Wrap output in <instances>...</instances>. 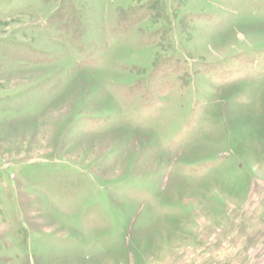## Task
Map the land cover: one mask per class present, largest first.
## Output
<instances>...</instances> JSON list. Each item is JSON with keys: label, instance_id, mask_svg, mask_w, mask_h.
Masks as SVG:
<instances>
[{"label": "rangeland", "instance_id": "rangeland-1", "mask_svg": "<svg viewBox=\"0 0 264 264\" xmlns=\"http://www.w3.org/2000/svg\"><path fill=\"white\" fill-rule=\"evenodd\" d=\"M0 264H264V0H0Z\"/></svg>", "mask_w": 264, "mask_h": 264}]
</instances>
